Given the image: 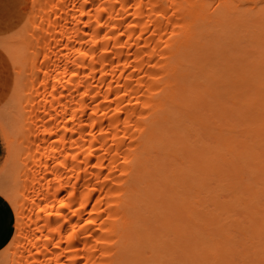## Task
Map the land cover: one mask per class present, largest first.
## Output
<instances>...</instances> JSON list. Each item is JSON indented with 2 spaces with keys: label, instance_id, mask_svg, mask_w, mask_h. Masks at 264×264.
I'll use <instances>...</instances> for the list:
<instances>
[{
  "label": "bare ground",
  "instance_id": "obj_1",
  "mask_svg": "<svg viewBox=\"0 0 264 264\" xmlns=\"http://www.w3.org/2000/svg\"><path fill=\"white\" fill-rule=\"evenodd\" d=\"M0 136V264L264 263V0H0Z\"/></svg>",
  "mask_w": 264,
  "mask_h": 264
},
{
  "label": "crops",
  "instance_id": "obj_2",
  "mask_svg": "<svg viewBox=\"0 0 264 264\" xmlns=\"http://www.w3.org/2000/svg\"><path fill=\"white\" fill-rule=\"evenodd\" d=\"M4 156L3 142L0 136V165ZM14 210L0 194V250L9 242L14 232Z\"/></svg>",
  "mask_w": 264,
  "mask_h": 264
},
{
  "label": "rangeland",
  "instance_id": "obj_3",
  "mask_svg": "<svg viewBox=\"0 0 264 264\" xmlns=\"http://www.w3.org/2000/svg\"><path fill=\"white\" fill-rule=\"evenodd\" d=\"M4 152H6V150L4 149ZM5 154V153H4ZM3 160H4V157H3ZM2 160V161H3ZM250 250V251H249ZM248 250V254L250 255V254H252L253 253V249H249ZM257 251H263V252H261V255L263 256L264 255V249H262L261 248V246H259L258 247V249H257ZM254 255H255V253H254ZM253 255V256H254ZM250 259H251V257H247L246 258V264H253V263H255L256 261H257V259L255 258V256H254V258L250 261ZM253 261V262H252ZM252 262V263H251ZM262 264H264V263H262Z\"/></svg>",
  "mask_w": 264,
  "mask_h": 264
}]
</instances>
